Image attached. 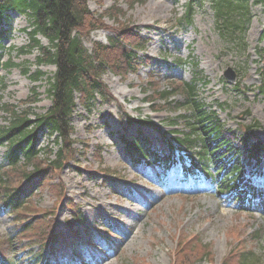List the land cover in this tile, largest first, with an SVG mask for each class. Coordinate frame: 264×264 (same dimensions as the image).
<instances>
[{"label": "rangeland", "instance_id": "1", "mask_svg": "<svg viewBox=\"0 0 264 264\" xmlns=\"http://www.w3.org/2000/svg\"><path fill=\"white\" fill-rule=\"evenodd\" d=\"M87 1L90 10L104 15V23L110 27H118V23L105 12L117 2L121 10L119 23L135 26L142 37L150 40L146 51L139 52V59L149 62L126 79L106 72L102 80L114 100L98 98L91 113L78 106L71 121L77 162H70L57 177L65 187L67 199L59 200L48 188L35 190L29 198L28 204L44 211L38 214L39 218L44 213L52 215L45 222L35 220L40 223L37 226H50L55 220L58 232L52 249L55 259L59 264H174L178 245L193 240L191 245L203 247L206 256L198 264H223L230 253L236 256L241 252L254 253L264 264L262 211L238 209L228 195L221 194L204 176L183 178L179 165L168 170L162 165L148 167L146 162L134 165L120 141L121 136L129 140L140 138L155 152L169 153L158 132L129 125L126 117L150 119L164 131H183L182 119L176 121V117L184 112L159 110L163 103L158 99L147 101L144 89L151 76L158 81L159 89H166L173 79L190 82L195 62L201 77L209 82L198 86L200 100L208 110L217 113L225 129L232 130L238 141L239 130L257 122L255 134L264 143V94L260 90L263 79L257 55L264 49V3L252 5L248 46L239 53L235 43L226 46L220 38L209 0L197 8L194 24L186 29H178L177 19L189 0ZM4 26L5 49L1 59L14 67L0 69V126L7 125L9 120L3 109L6 105L32 114L46 113L52 105L49 82L56 71L53 66L42 67L45 76L34 79L39 70L38 54L22 53L29 44L27 30H31L26 16L11 14ZM112 36L111 31L97 30L84 39V45L91 49L94 42L108 44ZM42 42L48 45L47 40ZM178 60L190 63L179 66ZM229 68L237 73L235 84L224 78ZM149 90L151 94L153 90ZM34 96L38 97L37 103L23 104ZM172 123L176 126H171ZM48 148L56 151L57 145L55 137L49 139L45 131L40 149ZM44 151L42 156L46 155ZM5 152L6 148L0 147V163ZM173 158L179 160L177 152ZM248 170L260 176L264 172V159L261 164L250 163ZM75 208L81 210L82 218V222L76 220L73 228L79 231L78 237L68 225L75 221L72 216ZM86 228L93 237L84 233ZM15 235L13 216L0 210V250L8 248L5 253L10 258L18 255L32 260V252L29 255L30 250L23 247H30L40 237L32 231L18 240Z\"/></svg>", "mask_w": 264, "mask_h": 264}, {"label": "trees", "instance_id": "2", "mask_svg": "<svg viewBox=\"0 0 264 264\" xmlns=\"http://www.w3.org/2000/svg\"><path fill=\"white\" fill-rule=\"evenodd\" d=\"M204 2L205 0L187 2L183 15L177 19L178 29H186L194 24L197 8L202 7ZM209 2L220 38L226 46L235 43L239 53L245 52L246 36L253 20L251 6L262 4L263 0ZM9 13L24 15L31 24L30 44L22 53L25 55L36 51L38 54L36 66L39 70L36 71L34 79L39 80L45 76L41 67L56 68L54 76L50 79L48 93L52 97V106L48 112L34 115L32 119L30 113H20L16 108L7 106L5 112L11 116V121L8 126L0 127V146H8L5 163L0 165V207L3 212L15 215L16 234L20 235L21 239L31 231L40 237V240L33 244L39 246L35 258L42 264L41 258L56 241L55 220L50 222V226H37L40 223L35 220L45 222L52 215L44 213L39 218L38 214L44 211L28 204L31 181L38 178L40 188H48L59 200L63 197L67 199L62 182H54L65 166L70 162H77L78 150L74 148L75 142L71 138L74 132L71 117L77 110V101L89 113L98 98L112 101L113 96L102 81L103 75L111 72L126 79L129 75L137 74L140 68L149 62V59H139V52L146 51L149 40L142 37L135 26L119 23L121 10L117 2L105 12L118 23V27H110L104 23V15L98 16L90 10L87 0H0V52L6 34L3 28L9 20ZM101 29L113 33L109 43L105 45L94 42L91 51L88 50L84 46V39ZM42 39L48 41L47 46L43 44ZM258 56L263 65V85L260 90L264 94V49L258 51ZM178 63L183 65L186 62L179 60ZM13 66L11 62L2 64L0 59V68ZM193 67L195 77L190 83L174 80L168 83L166 89H159L158 81L151 76L144 89V93H148L149 89L153 90L149 98L153 99L151 102L158 99L163 103L159 110L168 108L175 112L187 113L176 119H182L185 131L169 132L174 135L169 140L168 133L162 132L161 128L150 120L135 121L128 117L127 121L129 124L158 130L170 149L174 148L173 143L185 148L190 164V167L185 165L183 168L185 176L192 177L195 173L202 172L219 184L224 192H236L239 195L237 202H243L251 182H245L242 152L235 144V135L228 134L215 112L208 111L199 99L198 84L206 81L201 77L197 64L194 63ZM175 96L182 97L183 102L173 100ZM33 101H38L37 97ZM175 123L172 125H176ZM257 127V124H254L252 128H245V135L254 141L253 146L248 148V141L243 138L245 151L252 159H258L264 150L261 140L252 133V129ZM44 129H48L51 136L56 135L58 150L54 159L50 158L53 154L50 149L46 150L45 158L41 157L40 133ZM122 141L135 163L142 159H151L152 163L161 160L167 165L171 164L169 158L152 156L150 150L139 145L137 140L129 142L122 137ZM249 191H252V195L257 194L255 188ZM262 204L264 205V202ZM31 214L37 215L28 217ZM192 242L193 240L183 241L178 245L174 264H197L206 257L203 247L191 245ZM0 264L12 263L0 254ZM223 264L262 263L254 253L241 252L236 256L235 253H230Z\"/></svg>", "mask_w": 264, "mask_h": 264}, {"label": "water", "instance_id": "3", "mask_svg": "<svg viewBox=\"0 0 264 264\" xmlns=\"http://www.w3.org/2000/svg\"><path fill=\"white\" fill-rule=\"evenodd\" d=\"M225 77L229 80V81H235V73L231 70L228 69L227 72L225 73Z\"/></svg>", "mask_w": 264, "mask_h": 264}, {"label": "bare ground", "instance_id": "4", "mask_svg": "<svg viewBox=\"0 0 264 264\" xmlns=\"http://www.w3.org/2000/svg\"><path fill=\"white\" fill-rule=\"evenodd\" d=\"M102 264H106V262H103Z\"/></svg>", "mask_w": 264, "mask_h": 264}]
</instances>
